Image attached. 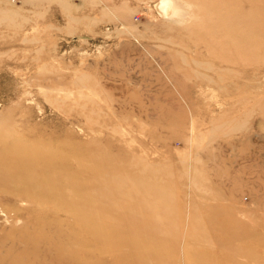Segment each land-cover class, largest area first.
Returning a JSON list of instances; mask_svg holds the SVG:
<instances>
[{"label": "rangeland", "instance_id": "1", "mask_svg": "<svg viewBox=\"0 0 264 264\" xmlns=\"http://www.w3.org/2000/svg\"><path fill=\"white\" fill-rule=\"evenodd\" d=\"M0 264H264V0H0Z\"/></svg>", "mask_w": 264, "mask_h": 264}, {"label": "bare ground", "instance_id": "2", "mask_svg": "<svg viewBox=\"0 0 264 264\" xmlns=\"http://www.w3.org/2000/svg\"><path fill=\"white\" fill-rule=\"evenodd\" d=\"M162 4H164V3L162 2L160 5L162 6ZM168 5H170V7H172V4H168Z\"/></svg>", "mask_w": 264, "mask_h": 264}]
</instances>
